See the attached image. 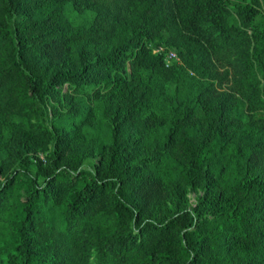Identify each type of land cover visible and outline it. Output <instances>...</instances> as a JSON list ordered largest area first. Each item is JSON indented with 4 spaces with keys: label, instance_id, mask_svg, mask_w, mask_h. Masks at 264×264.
<instances>
[{
    "label": "trees",
    "instance_id": "1",
    "mask_svg": "<svg viewBox=\"0 0 264 264\" xmlns=\"http://www.w3.org/2000/svg\"><path fill=\"white\" fill-rule=\"evenodd\" d=\"M256 14L232 0H0V134L15 139L0 152V264H264V120L227 135L234 106L213 84L182 93L185 68L154 51L176 44L201 74L231 68L238 107L262 109ZM65 83L115 102L90 154L68 152L87 105L49 107ZM102 146L105 160L89 161ZM143 148L151 156L135 162ZM185 187L215 190L189 209L176 203Z\"/></svg>",
    "mask_w": 264,
    "mask_h": 264
},
{
    "label": "rangeland",
    "instance_id": "2",
    "mask_svg": "<svg viewBox=\"0 0 264 264\" xmlns=\"http://www.w3.org/2000/svg\"><path fill=\"white\" fill-rule=\"evenodd\" d=\"M233 3H241L244 5H253L257 9V14L255 18V22L257 26L264 29V0H232ZM42 6V4H41ZM67 6H71L68 3ZM44 10L47 7L44 5ZM38 15V14H37ZM32 18H36V16H31ZM44 17V15H40L39 19ZM251 33L252 30H251ZM190 38H187V41ZM187 41H183L182 48L184 51H188ZM192 47L190 49V53H193L198 59L195 61V65L198 66V62L204 63L206 65V60H203L204 53H205V43L202 39L194 37L191 41ZM82 46H88L85 42H80ZM256 46L262 47L264 45V33L260 34L255 41ZM81 46V47H82ZM151 47L152 44H149ZM165 51V60L167 66L176 65L178 67L185 68V76L182 83V93H188L192 90V93H196L197 91L201 90L207 84H213L215 87V95H219L221 99H224V104L226 106H234L230 112L227 113V126H226V134L231 135L232 133L234 139H237L240 135H247L248 134V127L246 128V121H256V125L260 122L259 120H264V108L262 109H253L251 107L244 108L243 110L238 107L239 99L242 98L241 95L236 91L233 85V77H232V70L230 68V72L227 73V67H223L218 65V72L213 73L212 75L205 72L201 74L200 72L195 71L191 66L187 65L182 58L181 51L177 47L176 44L172 45H165L162 44V47L159 49H155V52ZM217 63V62H216ZM131 71V69H129ZM130 71H128L130 73ZM176 89L175 82L170 85V90L173 92ZM106 93V92H105ZM260 93L262 98L264 99V78H262L261 86H260ZM111 93H106L104 96L100 97L98 95H88L84 92L77 93L76 91H72L69 89L68 83L63 85L61 90V95L58 99L52 97L51 100L48 101L49 107L52 108L54 105L57 106L59 111H68L72 105L77 110H81L79 106L82 104H86V108L83 111H89L88 120L86 121V126L82 127L84 129V136L80 140H75L70 146V150H68L69 154L73 151H80L84 153L90 154L94 147L102 142L109 136V132L112 125L113 119V108H114V100H111ZM84 101H81V99ZM229 101H227V100ZM243 99V98H242ZM243 112V114H242ZM231 113V115H229ZM255 125V126H256ZM5 135L0 134V152L6 151L9 155H12L14 142L13 138L9 139ZM35 149H31L28 151V156L32 158V160H36L38 158L45 159L51 152L52 144L49 142L42 143L41 145L35 147ZM102 153L97 156L90 155L89 161H104L106 158V151L107 147L102 146ZM1 155V153H0ZM151 156V151L143 150L139 153L138 157L134 160L135 162L140 161L141 159L148 158ZM148 170V169H146ZM254 174L261 175L264 177V159L259 161L258 166L254 170ZM209 189H193L190 187H185L184 193L181 195V198L177 203H180L181 206H186L189 209L197 207L201 198H205L207 195H211L212 191L215 190L213 187H208ZM173 200L169 201V204L163 202L162 210L159 211L157 217L164 219L168 216L167 212L171 206L173 205Z\"/></svg>",
    "mask_w": 264,
    "mask_h": 264
}]
</instances>
